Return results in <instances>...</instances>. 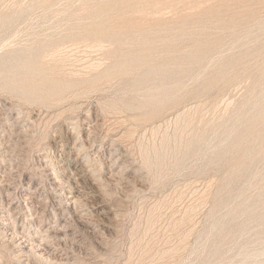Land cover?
I'll return each instance as SVG.
<instances>
[{
	"label": "rangeland",
	"instance_id": "obj_1",
	"mask_svg": "<svg viewBox=\"0 0 264 264\" xmlns=\"http://www.w3.org/2000/svg\"><path fill=\"white\" fill-rule=\"evenodd\" d=\"M263 96L264 0H0V264H264Z\"/></svg>",
	"mask_w": 264,
	"mask_h": 264
},
{
	"label": "bare ground",
	"instance_id": "obj_2",
	"mask_svg": "<svg viewBox=\"0 0 264 264\" xmlns=\"http://www.w3.org/2000/svg\"><path fill=\"white\" fill-rule=\"evenodd\" d=\"M167 11V10H166ZM150 59V58H149ZM39 70L42 72V74L45 76V78L49 79V77L52 76V72L51 71H45L43 69H40V67H38ZM154 69V68H153ZM152 69V70H153ZM164 84L158 86V87H163ZM64 88V85L63 87H60V89ZM55 90V89H54ZM54 90L52 91L51 90V87L50 89H48L46 92V95L43 96V98L41 97V99H48V100H55L53 97H54ZM144 96V99H146V101L143 103L142 107L145 108V107H149L150 111H154V110H158V109H161L162 106L160 105L163 101V97L162 96H156L155 94L152 93V89H149V88H145V92L143 94ZM252 98V97H251ZM259 99V98H258ZM249 100V99H248ZM249 102V101H248ZM247 102V104H248ZM261 102H264V96L259 100V101H256L257 104H260ZM117 106V103L116 102H110V103H107V106L106 107H109L111 109H115ZM98 111V110H97ZM109 111V110H108ZM225 112V111H224ZM145 118H148L149 115L148 113H145L144 115ZM180 118H185L186 122L187 123H190V119L189 117L186 115V113H181L178 115V120ZM196 140L194 141H190V142H185V146H191L192 144H195ZM87 155V154H86ZM152 155L153 157L155 158V160H152ZM167 155V151H166V142L163 141L161 143V145L159 146H154V148L152 149V151L150 150H147L145 151V156H146V163L150 166H153V165H160L161 164V161L163 160V158H165V156ZM79 158V157H78ZM75 159V158H74ZM77 160V159H75ZM79 162V161H78ZM77 162V163H78ZM82 162V161H81ZM89 162V161H88ZM78 165V164H77ZM91 165V164H90ZM80 166V165H79ZM82 167V166H81ZM83 169V167H82ZM81 171V169H80ZM84 171V169L82 170ZM77 174V173H76ZM82 174V173H81ZM78 175H80L78 173ZM81 179V178H80ZM57 184V183H56ZM99 185V184H98ZM79 191V190H78ZM71 192V191H70ZM78 199V198H77ZM75 202V201H74ZM78 215V214H77ZM85 224V223H84ZM6 228V227H5ZM61 233V232H60ZM18 237V236H17ZM27 241V240H26ZM36 246V245H35ZM44 246V245H43ZM39 249V248H38ZM42 250H44L45 248H41ZM41 250V251H42ZM40 251V252H41ZM45 252V251H44Z\"/></svg>",
	"mask_w": 264,
	"mask_h": 264
}]
</instances>
